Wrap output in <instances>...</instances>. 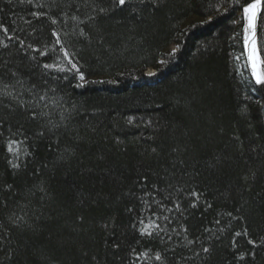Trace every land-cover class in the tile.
I'll list each match as a JSON object with an SVG mask.
<instances>
[{
	"label": "trees",
	"instance_id": "obj_1",
	"mask_svg": "<svg viewBox=\"0 0 264 264\" xmlns=\"http://www.w3.org/2000/svg\"><path fill=\"white\" fill-rule=\"evenodd\" d=\"M244 24L232 0H0V264H264Z\"/></svg>",
	"mask_w": 264,
	"mask_h": 264
},
{
	"label": "snow or ice",
	"instance_id": "obj_2",
	"mask_svg": "<svg viewBox=\"0 0 264 264\" xmlns=\"http://www.w3.org/2000/svg\"><path fill=\"white\" fill-rule=\"evenodd\" d=\"M21 3H24L25 0H20ZM27 3L31 4L33 0H26ZM114 2H118L120 6H124L126 4V0H114ZM141 3L144 2V0H140ZM232 3L234 6H238L242 8V19L245 21V24L243 26V53L246 60L245 67L250 70L251 77L254 79L256 85H264V44L260 42V38L258 36V21H264V0H247V2L244 5H240V0H232ZM101 11H104L103 8L100 9ZM34 16H38L37 13H32ZM52 23H56L55 20L52 21ZM0 28H2V25H0ZM5 34H7L8 29L3 28L2 29ZM53 37H56L55 43L57 45L61 46V49L63 50V45L61 44L60 37L58 34L53 31L51 33ZM11 39V37H9ZM2 43V42H0ZM21 46L23 47V41L20 42ZM6 47V45H5ZM32 46L29 45V48ZM33 51H40L41 55H44L45 53L39 49H32ZM64 59L67 60L68 64L71 66V70L74 71L75 74L79 76L80 80L84 79V76L80 74V69L77 66V63H74L73 60L70 58L71 53L68 51L63 52ZM239 60L240 57H237ZM44 69H51L52 65L48 63L43 64ZM63 69H61L62 71ZM12 75H15V73H12ZM46 75V73H45ZM36 88V85H33V89ZM54 91V89H53ZM23 101H21V106H23ZM31 107L30 111L32 113V119L43 118L47 115L46 112L40 110L42 108L47 107V92L44 91V94H36V98L34 101L29 102ZM43 135V132L40 133ZM8 151L12 152V147H8ZM13 167H17V165H13ZM192 195H196L195 192L192 193ZM151 235V233H148ZM237 235H240V233H237ZM249 243H253L252 241H249ZM204 251H208V249H204ZM156 259L159 260L161 257L159 255L156 256Z\"/></svg>",
	"mask_w": 264,
	"mask_h": 264
},
{
	"label": "rangeland",
	"instance_id": "obj_3",
	"mask_svg": "<svg viewBox=\"0 0 264 264\" xmlns=\"http://www.w3.org/2000/svg\"><path fill=\"white\" fill-rule=\"evenodd\" d=\"M176 50V47H172L171 49H170V52H173V51H175ZM245 64H246V60H245V58L243 59V61H242V69L245 71V72H247L246 73V77L248 78V80H249V82H250V84H255V81H254V79L251 77V74H250V70L249 69H247L246 67H245ZM153 72L154 71H149L148 72V74H153Z\"/></svg>",
	"mask_w": 264,
	"mask_h": 264
}]
</instances>
